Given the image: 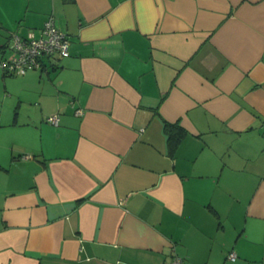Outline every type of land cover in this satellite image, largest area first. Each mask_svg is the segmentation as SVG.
<instances>
[{
	"label": "crops",
	"instance_id": "1",
	"mask_svg": "<svg viewBox=\"0 0 264 264\" xmlns=\"http://www.w3.org/2000/svg\"><path fill=\"white\" fill-rule=\"evenodd\" d=\"M50 15L69 54L0 69V264H264V0H0V49Z\"/></svg>",
	"mask_w": 264,
	"mask_h": 264
},
{
	"label": "built area",
	"instance_id": "2",
	"mask_svg": "<svg viewBox=\"0 0 264 264\" xmlns=\"http://www.w3.org/2000/svg\"><path fill=\"white\" fill-rule=\"evenodd\" d=\"M68 43V38L56 27L53 16L50 15L37 32L29 30L25 35L15 32L10 34L6 46L0 49V69L9 75H21L28 70L41 69L48 56H67ZM47 120L56 124L57 116H49ZM227 258L235 260V252L230 251ZM167 264L184 262L181 256L172 252Z\"/></svg>",
	"mask_w": 264,
	"mask_h": 264
},
{
	"label": "trees",
	"instance_id": "3",
	"mask_svg": "<svg viewBox=\"0 0 264 264\" xmlns=\"http://www.w3.org/2000/svg\"><path fill=\"white\" fill-rule=\"evenodd\" d=\"M165 129L168 133V153L172 156L186 132L181 126L175 123L166 122Z\"/></svg>",
	"mask_w": 264,
	"mask_h": 264
}]
</instances>
